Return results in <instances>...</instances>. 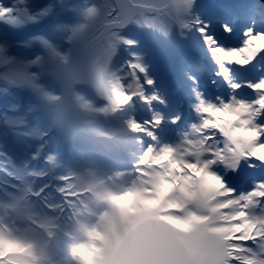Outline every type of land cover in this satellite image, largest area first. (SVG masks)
I'll list each match as a JSON object with an SVG mask.
<instances>
[{"label":"snow or ice","instance_id":"6c2138e0","mask_svg":"<svg viewBox=\"0 0 264 264\" xmlns=\"http://www.w3.org/2000/svg\"><path fill=\"white\" fill-rule=\"evenodd\" d=\"M0 174V264H264V0H0Z\"/></svg>","mask_w":264,"mask_h":264},{"label":"bare ground","instance_id":"6f19581e","mask_svg":"<svg viewBox=\"0 0 264 264\" xmlns=\"http://www.w3.org/2000/svg\"><path fill=\"white\" fill-rule=\"evenodd\" d=\"M75 2H77V0H75ZM205 2L210 3V4L225 5V6H229V7L234 8L240 4L248 3V2H250V0H205ZM232 43H234V41ZM201 62L203 64V61H201ZM207 71H208L207 72L208 73L207 79H208L209 75H210V70H207ZM208 91L211 92V91H213V89L211 87H209ZM183 98L184 97L179 99V96H178L179 100H181ZM10 148L12 149V146H10ZM14 148H15V146H14ZM0 175H2V174H0ZM0 199H2V197H0Z\"/></svg>","mask_w":264,"mask_h":264},{"label":"rangeland","instance_id":"374dc122","mask_svg":"<svg viewBox=\"0 0 264 264\" xmlns=\"http://www.w3.org/2000/svg\"><path fill=\"white\" fill-rule=\"evenodd\" d=\"M69 1H71L72 3H76L75 0H68V2H69ZM96 2H99V0H96ZM161 62H162V64L164 63L163 60H162ZM205 74H206V72H205L203 69H200L199 72H198V75H199L200 77H205ZM10 146H12V149L10 148ZM14 146H15V148H14ZM16 147H17V146L15 145V143H14L13 141H9V147H8V151H9V152L15 154Z\"/></svg>","mask_w":264,"mask_h":264}]
</instances>
